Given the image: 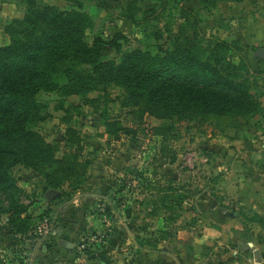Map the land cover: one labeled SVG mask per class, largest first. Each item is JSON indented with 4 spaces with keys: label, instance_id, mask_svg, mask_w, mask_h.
<instances>
[{
    "label": "rangeland",
    "instance_id": "obj_1",
    "mask_svg": "<svg viewBox=\"0 0 264 264\" xmlns=\"http://www.w3.org/2000/svg\"><path fill=\"white\" fill-rule=\"evenodd\" d=\"M249 1L209 5L204 0H36L38 6L60 12L80 7L94 24L88 41L113 40L119 46L116 53L103 45L109 60L118 61L121 53L134 50L164 55L181 37L197 38L196 52L206 59L208 46L225 42L223 61L233 66L225 74L235 85L244 83L254 98L262 92L264 62L244 41L248 23L240 18L257 10ZM129 5L138 11V25L126 17L133 12ZM26 10L22 0H0V47L9 45L6 29L22 21ZM38 101L45 120L34 130L47 143L59 144L56 156L66 152V117L83 138L81 155L92 164L76 190L70 184L52 190L38 173L22 166L12 170L17 190L11 199L0 195V264H142L144 249L156 253L160 262L167 254L187 253L192 239L208 224L213 205L218 207L217 184L236 155L234 141L245 132L246 123L212 116L174 122L138 118L124 107L122 90L114 87L84 99L40 94ZM106 122L129 133L111 136ZM50 191L57 196L49 199ZM20 214L29 218L30 226L16 233L9 221Z\"/></svg>",
    "mask_w": 264,
    "mask_h": 264
},
{
    "label": "trees",
    "instance_id": "obj_2",
    "mask_svg": "<svg viewBox=\"0 0 264 264\" xmlns=\"http://www.w3.org/2000/svg\"><path fill=\"white\" fill-rule=\"evenodd\" d=\"M22 1L27 5L26 14L22 21L8 26L9 45L0 47V195L11 199L17 190L12 175L16 166L38 173L50 189L59 191L65 184L76 190L92 164L81 155L83 138L70 126L69 118H63L67 126L63 138L66 152L60 158L56 156L59 144L47 143L34 130L45 120L38 101L40 94L84 99L114 87L122 90L124 107L133 115L163 122L212 116L248 123L264 113V93L258 90L253 98L244 83L235 85L230 74H225L233 68L223 61L222 54L228 50L225 42L208 46L210 57L206 59L196 52L197 38L181 37L164 55L134 50L121 53L118 61L109 60L102 52L103 45L116 53L120 52L119 46L113 40L104 44L100 38L89 42L87 35L94 24L80 7L60 12L40 7L36 0ZM229 1L242 0H204L209 5ZM128 10L132 12V6ZM136 12L126 16L134 25H138ZM105 126L114 137L120 131L129 133L114 122H106ZM16 221H9L16 233L26 232L29 218L20 214Z\"/></svg>",
    "mask_w": 264,
    "mask_h": 264
},
{
    "label": "crops",
    "instance_id": "obj_3",
    "mask_svg": "<svg viewBox=\"0 0 264 264\" xmlns=\"http://www.w3.org/2000/svg\"><path fill=\"white\" fill-rule=\"evenodd\" d=\"M248 3L257 10L240 19L248 23L244 41L252 52L264 49V0ZM246 125L234 141L236 155L217 184L218 207L213 205L208 224L192 239L188 252L167 254L160 262L156 253L144 249L142 264H264V113Z\"/></svg>",
    "mask_w": 264,
    "mask_h": 264
},
{
    "label": "water",
    "instance_id": "obj_4",
    "mask_svg": "<svg viewBox=\"0 0 264 264\" xmlns=\"http://www.w3.org/2000/svg\"><path fill=\"white\" fill-rule=\"evenodd\" d=\"M255 56H256V58L264 59V49L263 48H259L255 52ZM51 196H57V194L55 192H53V191H50L48 198L50 199Z\"/></svg>",
    "mask_w": 264,
    "mask_h": 264
},
{
    "label": "built area",
    "instance_id": "obj_5",
    "mask_svg": "<svg viewBox=\"0 0 264 264\" xmlns=\"http://www.w3.org/2000/svg\"><path fill=\"white\" fill-rule=\"evenodd\" d=\"M45 235H46V238H47L50 235V231L46 230V234Z\"/></svg>",
    "mask_w": 264,
    "mask_h": 264
}]
</instances>
